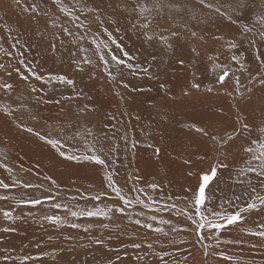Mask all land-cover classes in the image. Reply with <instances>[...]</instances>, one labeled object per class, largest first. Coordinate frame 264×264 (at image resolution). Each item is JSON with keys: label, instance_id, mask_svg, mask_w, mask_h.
I'll return each mask as SVG.
<instances>
[{"label": "rangeland", "instance_id": "374dc122", "mask_svg": "<svg viewBox=\"0 0 264 264\" xmlns=\"http://www.w3.org/2000/svg\"><path fill=\"white\" fill-rule=\"evenodd\" d=\"M208 2L226 6L234 5L236 0ZM138 3L146 4L150 11L143 16L138 11L133 13L132 8ZM33 4L37 12L24 11ZM63 5L84 21L87 31L78 29L76 25L80 21L65 16L52 0H20L19 4L16 0H0V47L13 53L9 60L5 52L0 51V63L11 64L8 71L15 67L25 71L24 66L17 63L23 59L33 72L45 79L50 74H62L75 81L74 86L58 82L46 84L34 77L25 82L15 72L9 77L4 69H0V83L8 82L14 86L10 93L0 89V104L15 109L12 116L0 111V162L13 169L9 173L0 168V180L11 184L19 179L42 185L40 188L19 189L29 199L53 197L42 205L16 209L15 214L20 219L11 222L15 231L0 232V264H264V239L246 231L257 230L258 224L264 221V212L246 213V222L223 230L219 243L216 239L205 241L210 246V255L205 257L203 246L195 239L187 216L178 215L177 209L161 210L165 204L170 207L173 203L183 208L186 198L192 195L188 190L196 189L200 183L199 174L207 172L217 161H224L229 167L218 171L217 179L207 190L208 197L218 209L223 205V210L234 211L249 202L250 196L264 195V178H258L254 173L237 176L240 169H246V162L250 159L244 149L254 140L264 141V132L259 130L264 126L255 127L256 122H262L260 116L264 115V86L259 83L257 71H264V68L256 59L264 56V41L259 35L262 25L257 23L258 17L264 14V0H246L247 6L234 14V19L239 17L236 23L201 6L198 0H127V9L122 0H63ZM53 23L56 27L52 26ZM142 23H149V28H140ZM242 25H248L252 32L241 35ZM63 27H67L72 35L63 33ZM105 29L112 34L116 44L134 58L131 63L148 68L147 74L137 72L133 75L127 68L118 70L115 65H110L117 80L108 77L107 71L98 63L96 45L92 43L94 36L101 48L107 43L117 55L122 52L108 39ZM145 31L154 37L151 41L145 38ZM193 31L197 33L195 37L191 35ZM172 32L178 35L173 37ZM162 35L168 38L172 48L160 40ZM81 36L84 38L80 39ZM234 36L243 41L238 49L229 47ZM141 38L143 43L140 44ZM253 39L256 43L250 44ZM174 40L181 41L180 46L175 47ZM14 43L16 47L12 48ZM233 55L239 57V63L232 60ZM85 56L92 60L91 65L80 62ZM173 56L183 60L186 67L170 69ZM167 62H170L168 68L165 67ZM78 64L83 71L78 70ZM225 69L233 76L222 86L217 81ZM178 73L187 79L186 84L182 85ZM25 74L28 73L25 71ZM236 77L240 80L239 85L235 83ZM193 82L201 84L199 90L191 87ZM161 84L165 87L161 88ZM167 89L170 93H166ZM141 92L146 95L141 101L153 106L152 111L136 100ZM195 93L211 100L226 99L235 125L217 131L214 123L205 122L203 128L209 135L201 134L202 141L199 142V133L184 125V121L195 119L194 109H190ZM157 95L164 96L156 98ZM68 97L71 99H66ZM45 100L52 102L44 103ZM57 100L61 103H55ZM85 105L88 109L84 108ZM245 123L249 125L248 131L243 130ZM27 128L34 132L29 133ZM88 128L93 135L85 137ZM234 128L238 134L233 132ZM78 131L80 135H77ZM35 132L60 138L69 155L84 154L86 145L95 146L99 151L101 144H111L116 151L110 155L107 167L68 160ZM227 135H233V140L223 146L219 139H211L212 136L226 139ZM156 138L161 139L160 142ZM162 139L171 148H166L163 156ZM194 139L198 145L191 143ZM134 142L135 147L132 146ZM157 148L160 149L158 154ZM175 148L179 151L176 154L173 152ZM168 155L174 159L173 163ZM108 174L126 196L133 198V204L125 214L110 213L111 219L76 218L63 207H52L54 203L67 205L72 210L121 206L108 188ZM46 177L54 179L56 185ZM153 183L158 185L155 190L149 187ZM252 187L256 188V193H252ZM16 191L7 194L14 195ZM0 194H6V190L0 189ZM97 195L100 200L91 199ZM137 196L145 200L151 198L157 203L152 208H145L135 203ZM10 205L15 206L11 200L0 201V208L7 209ZM47 214L66 216L70 223L81 227L53 225L43 220ZM153 215L157 218L155 221L150 219ZM136 219L151 223L154 228H163V232L136 225ZM160 220L170 223L161 224ZM8 223L0 216V227ZM102 224L108 227L103 228ZM97 239L103 243H95ZM134 243H140L141 247L133 248ZM148 244L152 245L151 249ZM5 255L12 259L5 262L2 259Z\"/></svg>", "mask_w": 264, "mask_h": 264}, {"label": "snow or ice", "instance_id": "6c2138e0", "mask_svg": "<svg viewBox=\"0 0 264 264\" xmlns=\"http://www.w3.org/2000/svg\"><path fill=\"white\" fill-rule=\"evenodd\" d=\"M53 4L59 8V11L62 12L65 16H72L75 21H80V17L78 15H74L71 9L66 8L63 5V0H52ZM122 2L125 4V9H127V0H122ZM199 4L205 8L214 10L216 13H218L220 16L225 17L227 20H229L232 23H236L237 19L239 17H236L234 19V14L237 13L239 10L244 9L246 5V0H236V3L229 4V5H221L219 3H211L208 2V0H198ZM16 3L19 4L20 0H16ZM223 9V10H222ZM25 12L32 11L37 12V7L35 4L31 5L30 7L24 8ZM89 11H94V9H89ZM133 13L139 12L140 16H143L145 12L150 11L148 6L146 4H137L135 7L132 8ZM99 20V17H97ZM257 23L262 25V30L260 31V39L261 41H264V14H261L258 17ZM53 27H56V24L53 23ZM7 27V26H6ZM76 27L78 29H85L87 31L86 25L84 21H80ZM140 28L147 30L149 28V23H142L139 25ZM252 28L248 27V25H242L241 26V35L243 33L252 32ZM8 31L11 32V29L8 28ZM63 33L72 35L71 31L67 27L62 28ZM105 33L108 36V39L111 41L112 44H116V41L112 39V34L107 31V29L104 30ZM145 38L149 41H151L154 37L149 36L147 34V31L144 32ZM171 35L173 37H176L178 34L176 32H172ZM193 37L197 35L195 31L191 33ZM84 37L81 36L80 39H83ZM216 39H219V37H216ZM160 40L163 41L168 48H172L173 45L168 42V38L166 36H160ZM16 43H19V41H16ZM16 43L12 45V48L16 47ZM92 43L96 45V55L98 57V63L101 64L104 69L107 71L108 77L116 81L117 76L113 74V72L110 70V65H115L116 68L119 70L121 67L127 68L130 71V74H137V72H143L144 74L148 73V68H141L139 64H133L130 61L134 59L129 55L127 51H124L120 45L116 44L117 49L122 52V55H117L111 48H109L108 44L105 43L104 47L101 48L100 43L97 42L95 36L92 40ZM250 44H255L256 41L250 40ZM243 44V41H238L236 37H232L229 41V47L231 49H238ZM53 47H55L53 45ZM107 49V51H105ZM0 51H4L5 55L11 60L13 58V53L9 50L3 49L0 47ZM81 51H86L85 49H81ZM195 51V49H193ZM211 59V57H210ZM257 60L260 61L261 68H264V56H257ZM232 60L239 63V57L237 55L232 56ZM82 64H88L91 65L93 62L91 59H89L87 56L82 57L81 61ZM19 65H23L25 71L28 74H25V71H22L20 67L13 68L12 71H8V69L11 67V64L5 65L3 63H0V69H4L5 72L9 77L12 76L13 72L22 80V81H29L30 77H34L38 81H44L46 84H52L54 82H58L63 85H69L74 86L75 81L73 79L68 78L66 75H49L47 79L43 75H38L37 73L32 71V68L25 63L23 59H20L17 61ZM76 63V61H74ZM181 64L184 63L183 60L180 61ZM79 71H83V67H80V65H77ZM243 68V65H241ZM259 75V83L264 86V71H260V69L257 70ZM120 75H123L121 72ZM232 78L231 74L228 70H223L222 73L218 76V83L220 85H224L228 79ZM256 77H253L255 79ZM235 83L237 85L240 84V80L238 77L235 78ZM123 87L127 88V84H123ZM161 88H164L165 85L161 84ZM191 87L194 89L199 90L201 87L200 83L193 82L191 84ZM0 89H3L5 92L10 93L14 91V86L12 83L4 82L0 83ZM33 92H37L36 88H32ZM208 91H212V89H208ZM248 91H251V88L248 89ZM187 94V93H185ZM119 95V93H117ZM231 95V93H229ZM42 99V98H38ZM66 99H71V97H68ZM52 101L45 100L44 103H51ZM55 103L60 104L61 101L57 100ZM85 109H88V106H84ZM0 111H3L5 115L12 116L15 109L9 107L8 105H2L0 104ZM114 119V117H112ZM107 127V125H106ZM192 127L195 128V130L198 133L203 134L204 136H208L209 133L204 128L195 127L193 125ZM249 128L248 124L243 125V129L247 130ZM26 131L29 133L34 132L32 128H27ZM262 132H264V129H261ZM234 133L238 134L237 129H233ZM81 133L78 131L77 135H80ZM35 135H37L41 140H44L52 149L58 151L59 155L61 157H64L68 160H76V161H85L90 162L95 165H99L102 167H107L110 163L109 157L110 155L116 151L115 146L111 144H101L99 146V151H97L95 146L86 145V151L82 155H77L75 153L69 155L64 150V142L58 138V137H52L48 135H41L39 132H35ZM93 135V132L91 128H88L84 136H91ZM107 136V133H105V137ZM211 139L213 141L220 140L221 146L227 144L228 142L233 140V135H227L226 139L218 138L217 136H212ZM252 144L256 145V147L251 146ZM133 147H135V142L132 144ZM151 147V145H149ZM249 155L250 159L246 162V169H240L237 172V176L246 175L248 173H254L258 178H264V141L261 140H254L251 142V144L244 149ZM155 151L158 153L160 149H155ZM255 162V166H253V163ZM185 163H190V161H185ZM0 168L6 170L9 173H12L13 169H11L7 163L0 162ZM228 168V164L224 161H217L215 165H213L207 172H203L200 175V183L196 189H189L188 191H191L192 195L190 198H186L187 202L185 203V206L183 208H180L177 204L173 203L170 207L169 205L165 204L164 208L161 210H171V209H177L178 215H185L187 216L188 220L191 221L192 231L194 232L196 239L198 242H200L203 246V255L205 257H208L210 255L209 252V245L205 243V241H209L212 239H216L217 243H219V237L223 230L231 227V226H240L243 223L246 222L245 220V214L251 213V212H264V195H255L249 197V202H247L242 207H237L234 211H226L223 210V205L220 206L218 209L215 204H213L210 197L207 195V190L209 188V185L217 179V174L220 169H226ZM191 175V173H189ZM46 179L50 180L53 185H56V181L52 179L51 177H46ZM138 179V178H137ZM108 180V188L111 189V191L115 194V196L119 199L121 202V206H115V207H108L100 208V207H94V208H83L80 210H72L67 205H61L59 203H54L52 205L53 208L60 209L64 208L65 211L72 217H100V218H108L111 219L110 213L119 212L121 214L126 213V209L133 204V198H130L129 196H126L123 193L122 188L117 184V182L113 179L111 174L107 175ZM42 185L32 184L26 181H22L19 179L14 180L13 183L9 184L4 182L3 180H0V189L6 190V194H0V201H13L14 207L9 206V208H0V216H2L3 220L9 222L7 226L0 227V232H12L15 231V228L11 226V222H14L18 219H20V216L16 215V209L20 208L22 206H36V205H42L46 201H50L53 199L51 195L42 198L36 197V198H27L26 194L24 192L19 191V189H30V188H40ZM58 187V185H57ZM150 188L155 190L158 185L153 183L149 185ZM12 190H17L14 195H8L7 192H10ZM130 191H138L142 192V189H130ZM256 188L252 187V193H256ZM104 195H107V193H104ZM92 200H100V196H94L91 197ZM135 199L136 204H140L141 206L145 208H152L154 204L157 202L151 198L148 200L141 199L139 196H137ZM169 199H172V197H169ZM177 200H179V197H176ZM239 199V197H237ZM229 203H231L229 201ZM30 215V213H29ZM130 218V217H129ZM131 219V218H130ZM151 220L155 221L157 218L155 215L150 217ZM43 220L53 224V225H68L72 228H79L81 225L69 222L66 218V216H60L56 214H47L43 216ZM136 225H139L141 227H144L150 231L154 232H163V228L160 227H153V224L151 223H144L140 219H136L134 221ZM159 223H170L169 221L160 220ZM103 228H107V224L101 225ZM185 231L188 229L185 228ZM87 231V228L85 229ZM173 231H176L174 228ZM250 235L258 236L262 239H264V221H261L258 226L257 230L252 231L251 229L246 230ZM166 234V233H165ZM51 239V237H49ZM97 244H102L103 240L97 239L95 241ZM149 249L152 248L151 244L147 245ZM133 248L139 249L141 247L140 243H134L132 245ZM219 255L223 256V253H219ZM2 259L7 262L12 259L11 256L5 255L2 257ZM25 260L30 259V257H24ZM119 259V257H118ZM138 259H140L138 257ZM163 259V257H161ZM230 259V257H229ZM167 264V262H165Z\"/></svg>", "mask_w": 264, "mask_h": 264}, {"label": "bare ground", "instance_id": "6f19581e", "mask_svg": "<svg viewBox=\"0 0 264 264\" xmlns=\"http://www.w3.org/2000/svg\"><path fill=\"white\" fill-rule=\"evenodd\" d=\"M173 87L174 86H171V88L173 89ZM168 88H169V86H168ZM164 92H162V94H163ZM166 93H170V89H167L166 90ZM193 95V94H192ZM146 95L143 93V92H141V94L140 95H137L136 96V100H140V102L139 103H142V107H148L149 108V111H152V108H153V106H148L147 104H146V102H144V101H141V99H145L144 97H145ZM158 96V97H157ZM156 96V98H161L162 96H164V95H162V96H160L159 97V95H157ZM200 96H202L201 94H200ZM199 96V94H198V96L196 95V93L194 94V98L193 99H191V100H193L192 102H191V105L190 106H192V108H190V109H194L193 110V112H194V118L195 119H192V122L191 121H184V125H187L188 126V128H191V129H194L195 130V128L194 127H192L193 125H195V127H199V128H203V124L205 123V122H212V123H214L218 128H216L217 129V131H222L221 129H230V128H232L235 124H234V122H233V120H232V118H231V116L229 115V107H228V104H227V102H226V99L224 100L223 98H221V97H218V98H215V100H211L210 98H204V96L203 97H200ZM263 99H264V96L262 97ZM262 99V100H263ZM157 101H158V99H156ZM188 102H190L189 100H187ZM185 102V100H183V103ZM193 102H194V104H193ZM264 102V101H263ZM217 103V104H216ZM214 104H216L215 106H213ZM252 105H254V104H252ZM243 106V105H242ZM243 107H245V106H243ZM258 107V106H257ZM231 108V107H230ZM254 108V107H253ZM239 109V108H238ZM255 109V108H254ZM253 109V110H254ZM258 109V108H257ZM139 110V109H138ZM264 110V109H263ZM205 111H207V113H205ZM261 111V110H260ZM239 112V111H238ZM241 112V111H240ZM258 113V112H257ZM260 113H262V112H260ZM259 113V114H260ZM206 115V116H205ZM254 115V114H253ZM261 115V114H260ZM240 116V115H239ZM264 115H261L260 116V118H263V120H262V122H256L257 123V125L255 126L256 128L258 127V129L261 127V126H264V117H263ZM189 117V116H188ZM237 117V116H236ZM257 117H258V119H259V116L257 115ZM256 118V117H255ZM249 119V118H248ZM246 120V119H245ZM244 120V121H245ZM254 120V119H253ZM258 121V120H257ZM180 122V121H179ZM182 122H183V120H182ZM228 122V123H227ZM180 124V123H179ZM214 126V125H213ZM243 127V126H242ZM178 129V128H177ZM244 130V129H243ZM250 130H252V129H250ZM259 130H261V129H259ZM248 131V130H247ZM253 131V130H252ZM255 131V130H254ZM256 131H257V129H256ZM255 131V132H256ZM249 132H251V131H249ZM254 132V133H255ZM187 133V132H186ZM193 133V132H192ZM222 133V132H221ZM260 133V132H259ZM258 133V134H259ZM249 134V133H248ZM147 136H148V134H146ZM153 135V134H152ZM199 135H200V141L199 142H201L202 140H201V133H199ZM243 135V134H242ZM196 136H197V134H196ZM252 136V135H251ZM250 136V137H251ZM255 136V135H254ZM167 137V136H166ZM239 138V137H238ZM199 139V138H198ZM154 140V139H153ZM157 142H160V140L161 139H159V138H156L155 139ZM163 140V139H162ZM156 142V143H157ZM166 141L165 140H163L162 141V143H161V145H160V147H161V156H163V154H164V151L166 150V148H168L169 147V149H171L170 148V146L167 144V143H165ZM191 143L192 144H195L196 143V145H198V141L197 140H193V141H191ZM171 144V143H170ZM200 144V143H199ZM183 145V144H182ZM165 146V147H164ZM232 146V145H231ZM230 148V147H229ZM176 149V148H175ZM168 150V149H167ZM172 150H173V148H172ZM230 150V149H229ZM239 150V149H238ZM195 151V150H194ZM236 152H237V149L235 150ZM174 153L176 152H179V151H177V149L176 150H174L173 151ZM232 152V151H231ZM169 153H171L172 154V156L174 155L173 153H172V151H169ZM175 153V154H176ZM158 154V153H157ZM178 154H180V153H178ZM234 154H235V152H234ZM222 155H224V153L222 154ZM227 155H228V153H227ZM230 155V154H229ZM143 156H145V155H143ZM231 156V155H230ZM236 156V155H235ZM180 158V157H179ZM164 159H165V157H164ZM168 159H171L172 160V163H173V160L174 159H172V158H169V155H168ZM177 159V158H176ZM233 159H234V156H233ZM178 160H180V159H178ZM166 161V160H165ZM170 160H168L167 162H169ZM176 162V161H175ZM162 163H163V161H162ZM170 163V162H169ZM169 163H167V164H169ZM166 164V163H165ZM166 164V165H167ZM173 165V164H172ZM171 165V166H172ZM170 166V165H169ZM174 168H175V166H173ZM168 168V167H167ZM229 168V167H228ZM169 170H171V168L169 169ZM168 171V170H167ZM172 171H175V170H172ZM166 172V171H165ZM170 172V174H171V171H169ZM168 174V173H167ZM170 176V175H169ZM192 237H194V236H192ZM196 239V238H195ZM197 240V239H196Z\"/></svg>", "mask_w": 264, "mask_h": 264}, {"label": "crops", "instance_id": "0c3cea01", "mask_svg": "<svg viewBox=\"0 0 264 264\" xmlns=\"http://www.w3.org/2000/svg\"><path fill=\"white\" fill-rule=\"evenodd\" d=\"M139 43L141 44V43H143V38H141L140 40H139ZM173 44H174V46L176 47V46H180V44H181V41H179V40H174L173 41ZM183 44V43H182ZM184 46V45H183ZM181 47H182V45H181ZM180 59L179 60H177L176 58H174V56L172 57V59H171V66L169 65L170 64V62H167V65L165 66V67H169L170 69L173 67V68H184V67H186V64H185V62L183 63V64H181L180 63ZM170 72V71H169ZM172 72V71H171ZM177 72H178V69H177ZM179 74V73H178ZM179 76L181 77V81H182V85H184V84H186V80L187 79H185L183 76H181L180 74H179ZM231 76H233V75H231ZM138 80H140V79H138ZM157 81H159V80H157ZM182 87V86H181ZM180 87V88H181ZM214 95V94H213ZM217 96V95H216Z\"/></svg>", "mask_w": 264, "mask_h": 264}]
</instances>
